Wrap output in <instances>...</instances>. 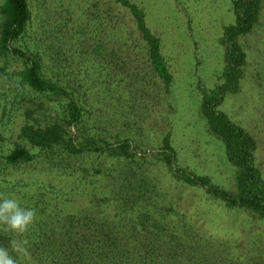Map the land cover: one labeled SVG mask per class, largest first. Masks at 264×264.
<instances>
[{
	"label": "rangeland",
	"instance_id": "1",
	"mask_svg": "<svg viewBox=\"0 0 264 264\" xmlns=\"http://www.w3.org/2000/svg\"><path fill=\"white\" fill-rule=\"evenodd\" d=\"M40 1L46 25L69 20L63 63L82 81L79 90L89 108V132L110 141L130 137L143 155L131 164L125 159L85 154L71 160L75 168H83L74 175L47 170L43 162L26 164L10 176L24 177L27 182L15 199L25 204L37 195L52 222L87 214L101 226L106 222L125 239L121 241L125 247L121 245L114 257L118 264H264V219L243 208L226 207L203 189L177 180L155 154L164 136L170 134L179 166L208 175L216 185L236 191V167L225 143L210 133L204 115V100L212 101L227 84L221 37L235 20L233 0H137L146 9L151 29L161 35L162 52L173 75L169 92L148 64L145 49L137 45L141 42L131 20V32L108 29L104 34L118 53L131 48V74H114L108 54V59L101 60L108 68L99 73L82 45L91 42L88 37L95 38V16L89 0H75L71 6L69 1L61 4L63 0ZM101 2L102 10L112 7L114 14L120 15L115 0ZM243 42L249 56L245 79L237 92L225 94L217 109L255 138V163L264 178V28L246 34ZM12 64L11 71L20 65ZM25 91L15 78L0 79V151L17 142L26 144L20 137L26 110L40 104L43 97L33 94L35 101L20 100V93ZM41 112L38 106L34 115ZM41 119L52 120L51 112L45 111ZM139 178L147 187L156 188L155 196L149 192L150 196L124 197L125 201L115 197L116 185ZM45 185L55 193L45 192ZM6 248L17 258V264H46L45 255L36 250L25 252L22 245L16 253L10 246ZM109 258L97 256L94 261L109 264Z\"/></svg>",
	"mask_w": 264,
	"mask_h": 264
},
{
	"label": "trees",
	"instance_id": "2",
	"mask_svg": "<svg viewBox=\"0 0 264 264\" xmlns=\"http://www.w3.org/2000/svg\"><path fill=\"white\" fill-rule=\"evenodd\" d=\"M65 1H69V6L75 2L63 0L61 4L67 5ZM115 2L119 4L121 11L117 16L112 7L102 10L101 0H89V5L93 8L91 12L95 16L92 19L95 38L88 37L91 42H84L82 45L90 52L92 67L99 73L107 69L108 64L101 60L108 59V54L112 56L107 62L114 67V74L117 71H122L125 75L131 74L133 62L128 59L131 48L118 53L114 50L115 47L109 46L111 40L106 41L104 35L108 33V29L113 33L117 29L131 32L128 27V20H131L135 27L133 31L141 42L137 45H142L145 49L148 64L164 81L166 91L169 92L173 75L162 52L161 35L149 26L144 5L137 0ZM233 10L235 20L225 27L221 37V43L225 47L227 84L220 88V95L217 91L212 101L204 100V115L210 133L225 143L228 157L236 167V191L216 185L208 175L197 174L179 166L170 134L164 136L162 146L155 154L177 180L203 189L215 200H221L219 202L226 207L243 208L264 219V178L255 163L256 140L225 112L217 109L225 94L237 92L245 79L249 56L243 36L255 32L259 27L264 28V0H233ZM68 22L64 18L57 24H51L52 26L46 25L40 0H2L0 4V79L9 81L15 78L20 87L26 90L23 94L20 93V100L32 98L35 101L33 94L43 97L40 104L26 110V120L20 129V137L26 140V144L17 142L9 150L0 151V198L15 199L16 192L27 182L24 177L10 176L26 164L43 162L47 170L74 175L83 171V168H75L72 162L85 154L125 159L131 164L137 162V156L143 155L139 154L137 145H134L130 137H118L115 141H110L89 132L86 119L89 108H86L87 100L79 90V86H83L82 81L73 70H69L68 64L63 63L66 59L64 55L66 36L69 33L66 30ZM13 62L20 65L11 71ZM38 106H41L42 112L35 116ZM47 110L51 112L52 120L44 122L41 116ZM42 189L55 193L48 185ZM113 191L118 193L115 197L119 196L120 199L150 196L149 192L155 196L157 193L156 188L147 187L140 178L135 182H121ZM106 199L103 198V201ZM19 202L22 207L36 209L34 223L37 225L33 223L35 226L31 225L23 237L0 231V246L9 247L10 240L18 243L26 240L23 247L29 252L36 250L45 255L42 258L46 264H95L97 256H111L109 264H118L114 257L119 253L121 245L125 247L121 243L125 239L106 222L101 226L91 220L90 214L65 216L52 222L46 213V206H42L37 195L31 196L25 204L24 200ZM105 263L104 261L102 264Z\"/></svg>",
	"mask_w": 264,
	"mask_h": 264
},
{
	"label": "clouds",
	"instance_id": "3",
	"mask_svg": "<svg viewBox=\"0 0 264 264\" xmlns=\"http://www.w3.org/2000/svg\"><path fill=\"white\" fill-rule=\"evenodd\" d=\"M36 217L35 208L22 207L19 201L11 197L0 198V231L23 237L35 222ZM23 243H26V240L21 243L16 240L9 241L12 251L16 253L22 250ZM23 251L27 250L23 249ZM0 264H17V258L3 246H0Z\"/></svg>",
	"mask_w": 264,
	"mask_h": 264
}]
</instances>
